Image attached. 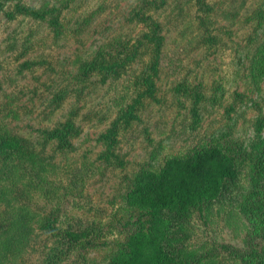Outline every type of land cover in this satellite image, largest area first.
<instances>
[{"label": "rangeland", "instance_id": "374dc122", "mask_svg": "<svg viewBox=\"0 0 264 264\" xmlns=\"http://www.w3.org/2000/svg\"><path fill=\"white\" fill-rule=\"evenodd\" d=\"M150 1V14L163 27L164 58L141 89L132 86L136 71L102 83L85 64L113 38L135 37L143 29H136L130 15L144 0L0 1V108L18 114L7 123L29 150L63 164L65 175L83 174L91 213L105 222L98 209L107 211L108 233L111 205L117 204L123 227L113 242L135 227L137 212L122 214L120 198L136 176L159 175L172 156L220 146L245 165L240 185L248 187V163L264 140V81L257 86L251 77L264 41V25L254 13L264 0ZM19 3L47 4L58 24L51 17L44 22L14 15ZM64 200L70 208L73 197ZM228 212L215 223L197 216L190 247L212 240L242 248L247 223ZM37 241L38 246L42 237ZM103 250L89 257L100 259ZM35 260L26 256L25 264Z\"/></svg>", "mask_w": 264, "mask_h": 264}, {"label": "trees", "instance_id": "16d2710c", "mask_svg": "<svg viewBox=\"0 0 264 264\" xmlns=\"http://www.w3.org/2000/svg\"><path fill=\"white\" fill-rule=\"evenodd\" d=\"M151 10L150 0L138 3L130 21L143 29L135 37L113 38L85 64V71L96 73L102 83L136 71L134 89L148 83L164 58L163 27ZM12 13L44 22L51 17L50 23L58 24L47 4L33 8L19 3ZM254 19L264 25V6ZM251 77L257 86L264 81V41L254 54ZM17 116L8 106L0 108V264H25L26 256L36 257L33 264H264V140L248 163V187L240 185L245 165L220 146L172 156L159 175L136 176L135 186L120 198L126 209L122 214L137 212L135 227L122 242H113L115 230L123 227L117 204L111 205L108 233L107 211L98 209L105 222L91 213L95 208L86 195L83 174L71 170L65 175L63 164L29 150L7 123ZM68 196L73 201L66 209ZM234 211L247 223L242 248L212 240L199 249L190 247L197 216L215 223L222 212ZM100 248L107 249L100 259L89 257Z\"/></svg>", "mask_w": 264, "mask_h": 264}]
</instances>
